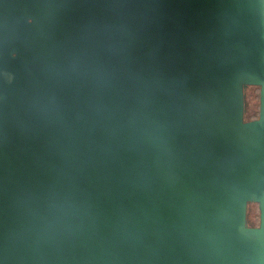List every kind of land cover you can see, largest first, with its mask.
<instances>
[{
    "label": "water",
    "instance_id": "water-1",
    "mask_svg": "<svg viewBox=\"0 0 264 264\" xmlns=\"http://www.w3.org/2000/svg\"><path fill=\"white\" fill-rule=\"evenodd\" d=\"M0 264H264V0H0Z\"/></svg>",
    "mask_w": 264,
    "mask_h": 264
},
{
    "label": "rangeland",
    "instance_id": "rangeland-1",
    "mask_svg": "<svg viewBox=\"0 0 264 264\" xmlns=\"http://www.w3.org/2000/svg\"><path fill=\"white\" fill-rule=\"evenodd\" d=\"M246 115L245 117H251L254 116L258 108V99H257V89L254 88V86L250 85L246 87ZM202 107L205 109V104H202ZM229 163V164H228ZM246 166L252 171V169H255V158H250L246 160ZM229 166H234L232 164V161L226 162L223 164V168H225V171L227 173V177L230 179H234V176L232 175V169ZM257 205L254 202H247L246 204V215H247V221L249 224H255L258 222V210Z\"/></svg>",
    "mask_w": 264,
    "mask_h": 264
},
{
    "label": "flooded vegetation",
    "instance_id": "flooded-vegetation-1",
    "mask_svg": "<svg viewBox=\"0 0 264 264\" xmlns=\"http://www.w3.org/2000/svg\"><path fill=\"white\" fill-rule=\"evenodd\" d=\"M250 86V85H249ZM253 86V85H252ZM254 88L255 89H257V99H258V94H259V89H258V87L257 86H254ZM246 88H244V92H243V94H244V97H243V99H244V106H243V108H244V111H243V117H244V119H247V120H254V119H256L257 117H258V108H257V111H255L256 113L254 114V116H251V117H248V118H246L245 117V115H246ZM259 102V101H258ZM249 225H251V226H257L258 225V222H256L255 224H249Z\"/></svg>",
    "mask_w": 264,
    "mask_h": 264
},
{
    "label": "trees",
    "instance_id": "trees-1",
    "mask_svg": "<svg viewBox=\"0 0 264 264\" xmlns=\"http://www.w3.org/2000/svg\"><path fill=\"white\" fill-rule=\"evenodd\" d=\"M258 210V209H257ZM258 218V217H257Z\"/></svg>",
    "mask_w": 264,
    "mask_h": 264
}]
</instances>
